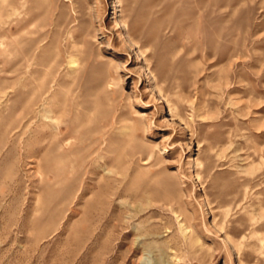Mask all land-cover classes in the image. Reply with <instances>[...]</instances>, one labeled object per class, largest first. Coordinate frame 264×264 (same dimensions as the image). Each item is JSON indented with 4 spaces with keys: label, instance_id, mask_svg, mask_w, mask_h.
Listing matches in <instances>:
<instances>
[{
    "label": "rangeland",
    "instance_id": "obj_1",
    "mask_svg": "<svg viewBox=\"0 0 264 264\" xmlns=\"http://www.w3.org/2000/svg\"><path fill=\"white\" fill-rule=\"evenodd\" d=\"M0 264H264V0H0Z\"/></svg>",
    "mask_w": 264,
    "mask_h": 264
}]
</instances>
